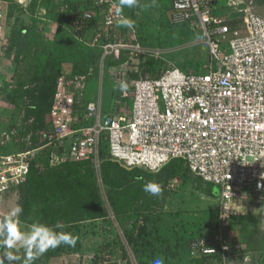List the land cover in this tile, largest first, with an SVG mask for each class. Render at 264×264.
Segmentation results:
<instances>
[{"label": "built area", "instance_id": "obj_1", "mask_svg": "<svg viewBox=\"0 0 264 264\" xmlns=\"http://www.w3.org/2000/svg\"><path fill=\"white\" fill-rule=\"evenodd\" d=\"M92 1L91 10L73 12L71 23L83 39L81 34L101 13L89 44L101 49L102 72L105 60L120 57L122 51L145 53L135 28H127L124 38L116 34L115 0ZM232 1L241 21L218 15L217 0H172V22L198 27L209 49L208 62L198 72L171 67L155 77L135 79L119 94L133 99L132 109L117 95L113 111L104 114L101 103L89 102L81 120L73 114L70 87L84 88L85 76L61 78L50 110L52 127L41 147L53 149L52 166L89 161L98 174L103 140L110 160L127 169L160 171L172 160H185L195 176L220 188L223 203L216 231L189 243L190 258L199 260L195 264H233L238 243L230 235L232 202L264 194V16L250 6L240 9V0ZM4 3L0 0V42L7 38ZM0 137L3 196L28 180L41 148L7 152L8 133Z\"/></svg>", "mask_w": 264, "mask_h": 264}, {"label": "rangeland", "instance_id": "obj_2", "mask_svg": "<svg viewBox=\"0 0 264 264\" xmlns=\"http://www.w3.org/2000/svg\"><path fill=\"white\" fill-rule=\"evenodd\" d=\"M4 1L8 37L0 42V136L8 133L4 146L7 152L37 149L45 144L46 128L51 122L49 107L41 115L36 107L38 74L54 75L56 89L63 77L85 76L84 88L70 87L73 114L82 120L89 102L101 103L104 114L114 110L118 98L120 102H129V108H133V99H123L120 95L117 98L118 89L114 91L121 76L130 88L137 78L155 77L171 67L198 72L204 70L208 62L209 49L198 27L172 22V0H139L138 6L124 10L125 15L135 21L134 32L145 53L134 55L122 51L120 57L105 60L104 72L101 49L89 44L99 23L84 31L81 39L63 0ZM115 1L118 4L119 0ZM217 1L218 15L241 21V12L232 0ZM85 9L86 6L81 7V11ZM255 11L264 16V11ZM13 30L22 33L19 59L9 50L8 39ZM103 31L109 32L105 28ZM127 33V28H117L116 34L121 38ZM84 123L85 120L80 122ZM65 146L67 148L69 142ZM49 149H39L34 157L46 162L51 158ZM94 172L108 216L85 220L77 227L70 224L63 230L78 237L75 247L61 245L49 249L34 264H152L157 256L163 257L165 264H190V241L216 230V221L223 210L220 188L215 185L218 197L210 195L211 183L187 169L168 178L166 184L164 176H156L158 172L141 173L145 178L139 175L143 178L139 180L135 173L119 175L116 182L131 190V198L136 202L135 208L122 216L112 210L111 188L105 175L102 171ZM149 180L161 185V195L152 196L143 191V184ZM19 200V190L0 196V217L19 204ZM232 205L230 235L238 243L234 264H240L241 260L244 264H252L254 260L256 264H264V194L239 198ZM22 226L30 228L28 224L22 223ZM4 251L6 249L0 248V257ZM16 254L22 258L25 255L23 249ZM17 263L22 264V260Z\"/></svg>", "mask_w": 264, "mask_h": 264}, {"label": "trees", "instance_id": "obj_3", "mask_svg": "<svg viewBox=\"0 0 264 264\" xmlns=\"http://www.w3.org/2000/svg\"><path fill=\"white\" fill-rule=\"evenodd\" d=\"M63 1H65V4L68 6L70 20L73 12L81 11L82 6H86L85 10L87 11L91 10L93 7L92 0ZM100 20L101 13L98 11L95 23L97 24ZM8 42L9 50L15 53L16 59H19L22 53L21 31L13 30L12 34L9 36ZM36 83H40V86L35 90L37 94L34 97L38 101L35 102L38 108V114L41 115V112L49 107L48 112L50 117V110L56 93V77L54 75L43 76L42 74H38ZM49 86H51V88H49ZM120 93L121 92L118 90L117 95L119 96ZM46 98L50 99L49 102H47ZM38 117L40 118L41 116ZM51 127L50 125L46 130L50 131ZM2 139L3 138L0 137V141ZM24 149L28 150L27 148ZM49 150L53 151V149ZM55 150L59 153L61 152L60 149ZM101 155L103 159L101 171L105 175L106 183L111 188V193L109 195L110 205L117 216H122L131 212L135 208L136 202L131 198L132 191L124 184L117 183L116 179H118L119 175L123 176L124 173H135L137 175L136 179H143L145 178L144 174L148 175L153 172L141 168L127 169L119 163L110 160L108 142L105 140H103L102 143ZM50 159L51 158L48 160L46 159V162L44 161L42 163L41 159L39 160L36 158L32 162L31 173L28 180L11 191L19 190V204L23 207V212L21 214L22 223L31 225L33 221L40 220L50 226H55L59 223L66 225L65 228H68L72 223L77 227L78 224L85 220L94 221L99 218H106L108 216V209L99 193L97 178L94 172L95 169L91 162H74L68 160L62 164L52 166ZM183 169H187L191 172L185 160L175 159L158 171L156 176H164L165 180L163 181L164 184H166L168 178L177 176ZM191 174L193 173L191 172ZM139 175H143V178ZM210 185L208 190L209 194L218 197L219 191L215 190L216 186L213 184ZM62 202L64 203L62 204ZM217 226L218 222L216 221V229ZM214 232L200 234L196 237L207 236ZM189 260L190 264L199 262L198 259L190 258V256Z\"/></svg>", "mask_w": 264, "mask_h": 264}, {"label": "clouds", "instance_id": "obj_4", "mask_svg": "<svg viewBox=\"0 0 264 264\" xmlns=\"http://www.w3.org/2000/svg\"><path fill=\"white\" fill-rule=\"evenodd\" d=\"M139 0H119L116 8V15L119 17L117 27L133 29L135 21L125 15L124 10L138 6ZM111 23V20H109ZM128 84L124 80L117 81L115 90L121 93L127 91ZM153 174L159 169L151 168ZM143 191L152 196L162 194V187L155 180H149L143 184ZM23 207L17 204L11 208L2 218H0V248L6 249L0 257V264H17L22 260V264H34V261L44 255L49 249L57 248L61 245L75 247L78 237L72 233L64 231L66 225L57 223L50 226L40 220L31 223L30 228L22 226L21 214ZM23 249L25 255L22 258L16 252ZM152 264H165L161 256L152 260Z\"/></svg>", "mask_w": 264, "mask_h": 264}, {"label": "crops", "instance_id": "obj_5", "mask_svg": "<svg viewBox=\"0 0 264 264\" xmlns=\"http://www.w3.org/2000/svg\"><path fill=\"white\" fill-rule=\"evenodd\" d=\"M249 1V2H248ZM254 3V4H253ZM215 4V3H214ZM242 5V6H241ZM246 6H250L252 7L254 10L257 9L258 11H264V0H240V9L241 8H244ZM241 16V15H240ZM7 34V33H6ZM8 37V36H7ZM263 251V249H261ZM261 251V253H262ZM264 252V251H263ZM259 253V254H261ZM253 254H257L256 253H253ZM253 258L255 259V257L253 256ZM234 259H233V264H234ZM255 260L252 262V264H256L254 263ZM257 262V260H256ZM259 262V261H258ZM260 263V262H259ZM240 264H244L243 260L240 261Z\"/></svg>", "mask_w": 264, "mask_h": 264}]
</instances>
